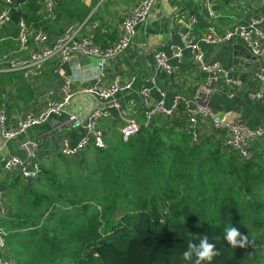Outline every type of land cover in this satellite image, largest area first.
Wrapping results in <instances>:
<instances>
[{
	"label": "trees",
	"instance_id": "obj_1",
	"mask_svg": "<svg viewBox=\"0 0 264 264\" xmlns=\"http://www.w3.org/2000/svg\"><path fill=\"white\" fill-rule=\"evenodd\" d=\"M41 2L13 0L3 46L21 20L45 27ZM73 4L58 3L57 18L85 20L90 10ZM10 203L12 221L0 227L25 232L8 242L17 264H196L183 253L205 235L220 255L201 264H264V143L243 160L173 122L141 124L120 145L43 167ZM229 226L247 236L243 249L225 240Z\"/></svg>",
	"mask_w": 264,
	"mask_h": 264
},
{
	"label": "crops",
	"instance_id": "obj_2",
	"mask_svg": "<svg viewBox=\"0 0 264 264\" xmlns=\"http://www.w3.org/2000/svg\"><path fill=\"white\" fill-rule=\"evenodd\" d=\"M72 1L74 4L68 10L84 6L90 10L87 18L73 22L60 20L57 18V6L55 19L44 18L45 27H42L45 31L51 36H58L67 26L76 25L81 29L82 36L92 38L101 47H107L119 39L123 21L141 0ZM254 20L259 21L257 26L264 32V0H158L149 21L139 27L129 49L108 61L102 70L99 69L98 59L74 55L64 63L58 60L48 63L43 74L31 81H24L20 73H11L12 80L0 85V108L7 109L11 125L28 112L41 111L51 100H62L66 89L71 92L72 99L61 117L51 118L30 129L27 135L9 143L0 137V189L5 194L9 210L10 199L26 184L17 169H7L6 162L12 157L24 161L28 159L21 146L27 139L39 143L36 158L43 167H48L61 158L59 145L63 139L77 145L86 135L88 117L96 109H106L111 113L110 119L100 121L99 128L104 132L107 144L112 146L120 145L122 139H126L128 127L144 124L145 112L154 109L162 99L158 89L166 92L167 105H171L177 95L193 97L203 77L191 50L184 52L183 59L171 60V75L159 72L155 88L150 81L156 71V53L163 50L171 56L172 49L182 48L185 41L198 43L208 61L220 62L241 83L234 98L228 96L226 88L215 93L210 102L213 111L224 119L238 120L251 127L259 126L264 119V102L251 100L247 94L257 89L254 75L264 67V57H254L241 40L220 45L201 42L210 29L225 34L237 24L247 27ZM13 42L19 46L16 41ZM37 48L31 42L27 50L21 51L18 47L11 53L25 57ZM100 73L103 74L101 80ZM116 81L121 86L132 83V87L118 92L108 101L102 99L100 89H109ZM144 87L151 90L147 99L139 94ZM72 116L78 117L83 125L74 127L69 121ZM166 122H173L181 130L188 129L183 107L172 120L159 115L154 121L159 124ZM197 132L200 141L219 143V133L207 120L200 119ZM10 212L6 217L0 216L1 225L12 221Z\"/></svg>",
	"mask_w": 264,
	"mask_h": 264
},
{
	"label": "built area",
	"instance_id": "obj_3",
	"mask_svg": "<svg viewBox=\"0 0 264 264\" xmlns=\"http://www.w3.org/2000/svg\"><path fill=\"white\" fill-rule=\"evenodd\" d=\"M5 4L0 10V28L8 27L11 24V5L13 0H2ZM61 0H42L40 3V14L45 19H55L58 3ZM158 0H141L125 18L122 24V31L119 39L112 45L101 47L92 38L82 36L81 29L76 25L67 26L58 36H51L43 27H33L21 20L18 25V36L16 43L21 51L27 50L30 43L34 42L38 48L29 53L28 56H18L16 53H6L0 56V74L20 73L24 81H31L40 77L46 65L58 60L67 62L74 55H81L98 59L99 69L102 70L106 63L120 56L132 45L139 27L145 25L154 10ZM258 20L252 21L249 26L237 24L225 34H219L210 29L202 38L201 42L209 45H220L230 41H243L251 53L257 59L264 57V32L258 28ZM191 50L199 72L202 74V83L198 91L191 98H184L177 95L171 105H167L166 92L159 90L160 102L154 109L145 112V128L153 125L155 118L159 115L172 120L181 107L184 108L187 119V131L193 135L195 142L200 141L197 132V125L200 119H205L211 127L219 133V144L227 151L235 152L241 159L250 160L257 148L264 143V119L257 127L240 122L238 120L224 119L217 115L210 107L213 95L222 88L227 89L230 98L236 96L237 88L241 83L236 80L231 72L220 62L207 60L206 55L198 43L193 44L185 41L184 46L173 48L169 56L165 51L160 50L155 55L156 71L150 80L155 88L159 72L171 75L173 67L172 59H183L184 52ZM103 74H99V78ZM257 89L248 93L251 100L264 102V67L254 75ZM132 83L121 86L116 81L109 89H100L102 99L108 101L118 92L130 89ZM157 87V86H156ZM151 90L147 87L140 89L142 98H149ZM72 99L71 92L66 89L62 100H51L39 112H28L14 125L9 123L8 112L5 107L0 108V137L5 143L14 141L36 126H39L54 117H61ZM111 113L106 109L94 110L87 120L85 129L86 135L77 145H73L68 139H63L59 145V155L69 159L79 157L88 148L98 150L107 149L104 132L99 128V123L103 119H110ZM74 127H81L83 122L76 116L69 119ZM137 126H130L126 129V139L138 130ZM22 149L27 155V160L19 157H12L6 162L8 170L17 169V173L28 185L31 181L38 179L42 174V164L36 158L39 150V143L34 139H27L22 145ZM9 208L6 203L5 194L0 189V216L9 215ZM9 232L0 227V264H17L15 259L8 253L7 238Z\"/></svg>",
	"mask_w": 264,
	"mask_h": 264
},
{
	"label": "clouds",
	"instance_id": "obj_4",
	"mask_svg": "<svg viewBox=\"0 0 264 264\" xmlns=\"http://www.w3.org/2000/svg\"><path fill=\"white\" fill-rule=\"evenodd\" d=\"M225 232V240L233 248L243 249L248 243L247 236L242 235L236 227L229 226L225 229ZM193 254L197 257L196 264H201L203 261L211 262L214 257L220 255L216 250V245L210 243L206 235L200 239L198 245L193 243L191 239L188 241V250L183 253L184 259H191Z\"/></svg>",
	"mask_w": 264,
	"mask_h": 264
},
{
	"label": "rangeland",
	"instance_id": "obj_5",
	"mask_svg": "<svg viewBox=\"0 0 264 264\" xmlns=\"http://www.w3.org/2000/svg\"><path fill=\"white\" fill-rule=\"evenodd\" d=\"M16 50H17V48H16L15 44L12 43V42H10V44L8 46H3L2 45V51H0V55L1 54L2 55L3 54H6V53H11V52L16 51ZM216 144H217L218 148H220L221 150L227 151V149L226 148H222L218 142ZM2 183H4V182L2 181ZM7 231L9 232V235H8L9 237L7 238L8 253H9V255L11 257H13V254H12V251H11V248H10L8 242H10L11 240H14L17 237L24 236V233L25 232L24 231H20V232L18 231V234H17V233H15L17 230L16 229H13V228H12V230H10L8 228Z\"/></svg>",
	"mask_w": 264,
	"mask_h": 264
},
{
	"label": "water",
	"instance_id": "obj_6",
	"mask_svg": "<svg viewBox=\"0 0 264 264\" xmlns=\"http://www.w3.org/2000/svg\"><path fill=\"white\" fill-rule=\"evenodd\" d=\"M86 125H87V123H86Z\"/></svg>",
	"mask_w": 264,
	"mask_h": 264
}]
</instances>
